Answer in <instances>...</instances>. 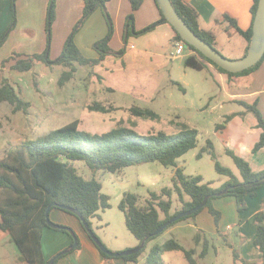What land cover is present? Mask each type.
I'll return each mask as SVG.
<instances>
[{
    "label": "trees",
    "instance_id": "trees-1",
    "mask_svg": "<svg viewBox=\"0 0 264 264\" xmlns=\"http://www.w3.org/2000/svg\"><path fill=\"white\" fill-rule=\"evenodd\" d=\"M17 1H10L12 19L9 26L0 35V47L4 45L17 25ZM108 1L110 0H83V15L80 21L72 31V36L67 39L61 55L56 59H52V25L56 19V0H50L51 4L49 5L47 18L48 36L45 50L34 53L14 52L8 58L0 61V101L9 102L17 110L21 108L25 109L29 105L20 96V93L10 83L8 78L1 75V70L10 61H13L11 69L18 72L31 71L37 63H45L47 65L58 64L70 68L60 78V83L62 84L72 77L73 72L76 70L75 63L95 66L100 64L110 53L122 55L124 49L114 51L109 45L114 33V26L106 9ZM144 1L130 0L132 12L127 18L130 27L134 23V12L142 6ZM171 2L192 30L207 43L216 47V34L211 30H205L201 27L198 11L186 0H171ZM258 3L259 0H253L251 7L253 23L248 30L242 29L238 25L237 19L228 13L222 14L221 18L217 20V24L223 25L226 30L229 31L234 28L246 38L248 43L244 55L248 52L251 44ZM98 7H102L104 13L107 15L109 31L107 36L96 44L99 57L89 58L75 44L74 36ZM160 11L162 13L161 8ZM162 22H168L163 13L159 21L141 32L148 31ZM175 32L174 42L177 40L184 41L176 30ZM186 44L187 50L194 51L195 53L187 55L184 63L186 66L197 70L209 69V64H212L219 71L233 77L247 75L258 69L264 62L263 55L259 62L252 67L237 73L229 72L204 56L194 46L187 42ZM173 83L178 85L182 90H185L180 82L173 81ZM239 102L246 107L247 111L255 114L258 119V125L263 130L260 140L254 147V150H259L264 146V116L258 107V101L249 103L239 100ZM94 109L103 112L108 111L106 107L100 104H96ZM132 111L135 115L144 118L157 119L160 117L155 110L146 107H134ZM234 115H227L225 121L231 119ZM223 126L224 124L218 125V127ZM198 141L199 130L190 127L188 124L181 126L175 133H167L164 130L140 133L133 127L121 124L108 131L98 133L81 129L80 121L76 119L36 139L26 140L10 147L6 149L4 156L0 159V232H8L10 234L11 239L20 251L19 260L22 263L49 264L51 259H47L44 255L42 237L44 229L50 227L46 218L47 208L50 204L53 202L57 203L51 207L50 213L53 209L58 208L75 215L70 210L62 208V206L78 209L91 228V219L95 217L101 219L99 212L111 207L110 195L103 192V183L95 175L91 178L86 177V175L79 171L75 164L76 162L85 163L86 167L93 174H96L98 171L117 173L128 166L149 162H160L165 166H174L176 169L172 177V187H164L161 192L152 191L149 197L145 199H142V196L136 192L128 191L124 193L119 202L118 208L125 215L128 230L140 242L148 237L144 247L139 252L119 257L124 259L126 263H138L139 258L146 251L150 241L156 239L164 231L181 220H194L205 208H208L214 216L218 226L221 212L213 204L215 198L234 196L238 211L244 212L248 209L246 196L256 197V191L264 186V170L254 171L245 158L231 150H227L240 170L242 179H239L229 167L223 166L218 161L213 143L210 140H208L203 150L212 155L215 160L216 170L220 174L228 176V180L220 186H214L212 181L205 182L201 175H186L183 169L178 167V160L184 154L196 148ZM198 156H201V153ZM228 185H231V187L226 193L220 196L215 194L225 189ZM175 194H177L181 207L172 212ZM207 196H209V199L205 207L192 215L182 217L171 223L163 232L156 234L158 228L166 221L182 211L196 207ZM75 216L81 221L79 216ZM256 221L257 230L254 243L261 252V260L247 259L242 256L239 249L234 248L232 250L234 264H264L263 209L258 212ZM60 230L70 235L74 242L73 236L68 230L64 228ZM218 235L226 237L219 230ZM212 238L210 236L202 237L199 233L195 235L194 239L197 244L203 242V248L200 252L202 258H205L209 254L211 246H214L215 249L217 248L215 245H212ZM78 241V246L74 250L81 248L79 238ZM98 249L100 250L99 247ZM166 251H182L188 264H197V260L194 257L196 248L186 249L176 237L169 238L164 243H157L151 246L146 253L145 264H164L162 254ZM100 252L106 259L116 258L101 250ZM64 255L66 254L58 256L54 264Z\"/></svg>",
    "mask_w": 264,
    "mask_h": 264
},
{
    "label": "rangeland",
    "instance_id": "rangeland-1",
    "mask_svg": "<svg viewBox=\"0 0 264 264\" xmlns=\"http://www.w3.org/2000/svg\"><path fill=\"white\" fill-rule=\"evenodd\" d=\"M58 14L59 6L56 0V18ZM104 15L107 16L105 13ZM60 16L61 21L56 28V19L52 25L51 58L53 59L61 55L64 46L61 47L60 41L64 31H67L69 27L66 25L67 19L64 14ZM106 20L107 32L102 38H98L99 40L93 30L88 29L85 33L83 31L81 35L80 30L75 33L74 42L77 46L81 45L79 49L86 57L93 58L91 56L95 55L94 52L99 54L96 44L104 39L109 31L107 17ZM75 26L72 27L68 38L72 36ZM99 34L100 31L97 30V37ZM232 34L233 38L229 40V33H220L216 48L230 59H239L232 57L241 58L240 47L245 39L235 31ZM80 37L84 38L82 42H78ZM10 42L14 43V39ZM56 46L60 48L58 56H54ZM8 49L9 47L0 51L1 60L11 55L7 52ZM186 57L185 51L171 71L173 77L179 80L186 90L170 83H165V87L159 90L147 85L145 88V84L140 80L141 74L136 73L135 69L128 72L117 71L118 66L110 68L109 64L90 66L75 63L76 70L72 77L61 84L60 78L70 68L58 64L37 63L31 71L18 72L11 69L13 61L8 62L1 70V75L8 78L29 105L25 109L17 110L9 102L0 101V159L4 156L6 149L26 140L36 139L76 119L80 121L81 129L98 133L108 131L120 124L133 127L140 133L159 130L175 133L181 126L188 124L199 130V141L196 148L179 158L178 167H181L186 175L203 176L205 182L212 181L214 186L224 183L228 176L216 170L212 155L203 150L210 140L218 161L242 179L240 170L232 156L228 154L227 148L237 147V141H230L228 135L237 139L236 136L240 138L243 134H239L234 123L230 125L227 133H222L224 130H217V127L225 123L228 114L234 112H244L247 123L255 120L256 117L253 112L247 111L243 104L229 97L227 82L224 85L222 79L220 81L216 74L214 78L208 69L200 71L186 66L184 63ZM96 104L106 107L108 111L95 110ZM134 107L150 108L160 117L151 119L137 116L132 111ZM199 153L201 156H198ZM75 164L86 177L91 178L95 175L103 183V192L110 195L111 207L99 212L101 219L98 217L91 219L95 234L112 251H114L112 247L121 245L137 244L138 246L141 242L128 230L125 215L118 208L119 202L128 191L136 192L145 199L152 191L161 192L164 187H172V177L176 167L165 166L160 162H149L128 166L117 173L98 171L93 174L85 163L78 161ZM173 199V208H180L181 203L178 201L177 194ZM188 220L190 219L179 221L150 241L146 251L141 255L139 264H145L144 256L151 246L164 243L172 237H176L186 249L196 248L194 257L197 264H234L232 249L226 244L225 237L219 235L212 238V245L217 248L211 246L209 254L202 258L200 252L203 242L196 243L194 239L196 231L192 226L186 225ZM227 228L229 230L233 226ZM54 230L63 232L60 229ZM43 241L46 244L44 246L46 251L55 249L53 237ZM137 246H131L128 250ZM19 255L20 251L10 234L0 232V264H24L19 260ZM162 258L164 264H188L182 251H166L162 254Z\"/></svg>",
    "mask_w": 264,
    "mask_h": 264
},
{
    "label": "crops",
    "instance_id": "crops-1",
    "mask_svg": "<svg viewBox=\"0 0 264 264\" xmlns=\"http://www.w3.org/2000/svg\"><path fill=\"white\" fill-rule=\"evenodd\" d=\"M10 1L11 0H0V35L5 31V28L10 24L12 19ZM57 1L59 14L55 21V28L56 25L60 23V15L62 14H64L65 19H67L66 25H69L67 31H64V36L60 41L61 47H63L72 27L75 26L76 22L80 20L83 15V0ZM186 1L198 11L201 27L205 30H211L216 34V43H218L217 41L220 33H229V40H231L233 38L232 32H237L234 28L228 31L223 25L217 24V20L220 19L224 13H228L236 18L238 25L244 30H248L252 26L253 14L251 7L253 5V0ZM49 4L50 0H18L17 25L4 45L0 47V51L9 47L7 52L11 54L14 52H42L45 49L47 40ZM106 9L114 26V33L109 45L114 51L124 49V53L122 55H117L115 53L108 54L100 63L101 65L109 64L110 68L118 66L119 68L117 71L124 72L135 69L136 73L141 74L140 80L145 84L144 87L146 85L151 86V88L155 90L164 88L165 83L174 84L173 81L180 82L173 77L171 72L172 68L176 66L177 60L182 58V55L178 56L175 52L174 36L176 32L173 26L169 22H162L148 31L141 32L161 19L162 13L156 0L144 1L142 6L134 12V23L131 27L127 22L128 15L132 12L130 0H110L107 2ZM106 22L107 20L102 7H98L79 29L80 35L81 32L84 31L85 33V31L89 29L95 31L94 34L97 39L102 38L107 32ZM97 30L100 31L98 37ZM11 39H14V43L10 42ZM83 39L84 38L80 37L78 42H82ZM244 39L245 42L240 47V50H242L241 57L244 55L248 43L245 37ZM78 47L80 48L81 45L79 44ZM59 51L60 48L56 46L54 56H58ZM186 52L187 55L195 53L194 51L188 50H186ZM94 54L95 55L91 57H99L98 53L96 54L94 52ZM56 58L57 57H55V59ZM232 58L240 57L235 56ZM209 66L210 68L208 70L212 72L213 77L214 74H216V77L220 78V81L222 79L224 83L227 82L229 85V97L232 98L233 101L239 102V100H244L247 102L252 101L249 103H253L257 100L258 107L264 116V62L258 69L247 75L233 77L219 71L212 64H209ZM224 85H226V83ZM113 88L116 89L115 87ZM231 114L235 115L231 119L225 121L227 125L224 123V126L217 127V130H224L222 133H227L230 125L234 123L236 129L238 128L239 130V134L243 135L240 138L236 136L237 139L232 135H228L230 141L235 140V142L237 141L238 143L236 142L237 147L231 149L227 148V150H231L245 158L254 171H263L264 146L259 150H254L263 131L258 125L257 117L255 116V120H250V123H247L244 118V112L238 111ZM227 180L228 179H226V181ZM246 199L248 201V209L244 212H239L234 196L215 198L213 204L215 208L221 212V219L218 226L214 216L210 213L208 208L203 209L194 220H188L189 222L186 225L192 226L196 234L199 233L202 237L210 236L214 238L218 235L219 230L226 236V244L232 250L234 248L239 249L242 256L247 259L261 260V252L255 245L254 240L257 230L256 217L261 209L264 210V186L256 191V197L247 195ZM175 210L176 209L172 208V212ZM50 218L54 222L73 228L81 242V248L69 251L66 255L61 257L56 264H139L140 260L138 263H126L124 259L119 257L106 259L83 227L82 222L75 215L55 208L51 211ZM232 226L233 228L228 230L227 227ZM54 229L55 228L52 227H46L43 231L42 246L44 255L47 259L53 258L59 252H62L73 244L70 235L66 232H62L65 233L62 234ZM52 237L54 239L55 249H53V251L47 249L46 251L44 247L46 244L43 239ZM131 246L134 247L137 246V244L121 245L112 248H114V251L120 252L131 248ZM144 257L146 259V255Z\"/></svg>",
    "mask_w": 264,
    "mask_h": 264
},
{
    "label": "water",
    "instance_id": "water-1",
    "mask_svg": "<svg viewBox=\"0 0 264 264\" xmlns=\"http://www.w3.org/2000/svg\"><path fill=\"white\" fill-rule=\"evenodd\" d=\"M159 7L162 10V13L165 16V19L175 28L178 34L181 35V37L186 41L188 44L194 46L198 51H200L204 56L209 58L211 61L218 64L223 69L229 71V72H241L245 69H248L259 62V60L264 55V0H259L258 7L256 10L255 18H254V24H253V35L251 39V44L249 46L248 52L246 55L239 59H230L229 57L225 56L220 52L216 47L210 45L207 43L204 39H202L199 35H197L183 20V18L179 15V13L174 8L171 0H157ZM231 187V185H228L225 189H223L220 192L215 193L217 196H220L227 192V190ZM209 196H207L203 202H201L196 207L187 210L182 211L175 216H173L170 220L166 221L158 230L156 231V234H159L165 230L171 223L181 219L182 217L189 216L197 212L198 210L202 209L206 206L208 202ZM56 202H53L50 204L47 208L46 212V218L48 226L55 228V229H66L68 230L71 235L73 236L74 242L71 246L63 250L62 252L58 253L56 256L51 258L49 264H54L55 259L62 255L66 254L69 251L75 249L78 246V236L73 228L69 226L61 225L60 223L54 222L50 218V210L53 205H56ZM62 208H65L67 210H70L75 215L79 216L81 218V222L83 226L85 227L86 231L90 235V237L93 239V241L96 243V245L100 248L101 251L107 253L110 256L114 257H120L124 255L134 254L139 252L145 245V241L148 239V237L145 238L144 241H142L137 247L132 249H127L124 251L116 252L110 250L103 241L95 234L93 229L91 228L90 224L86 221V219L82 216V213L73 207L70 206H62Z\"/></svg>",
    "mask_w": 264,
    "mask_h": 264
},
{
    "label": "built area",
    "instance_id": "built-area-1",
    "mask_svg": "<svg viewBox=\"0 0 264 264\" xmlns=\"http://www.w3.org/2000/svg\"><path fill=\"white\" fill-rule=\"evenodd\" d=\"M187 50V44L183 40H177L175 42V52L176 55L180 56Z\"/></svg>",
    "mask_w": 264,
    "mask_h": 264
}]
</instances>
